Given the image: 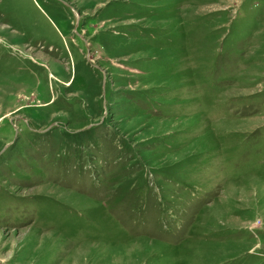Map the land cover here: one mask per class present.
I'll return each instance as SVG.
<instances>
[{
	"label": "rangeland",
	"instance_id": "374dc122",
	"mask_svg": "<svg viewBox=\"0 0 264 264\" xmlns=\"http://www.w3.org/2000/svg\"><path fill=\"white\" fill-rule=\"evenodd\" d=\"M0 264H264V0H0Z\"/></svg>",
	"mask_w": 264,
	"mask_h": 264
}]
</instances>
